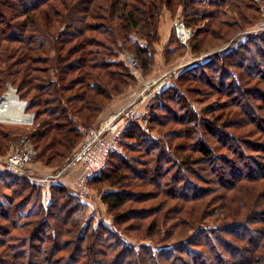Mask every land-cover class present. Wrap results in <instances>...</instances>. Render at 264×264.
<instances>
[{"label":"trees","instance_id":"trees-1","mask_svg":"<svg viewBox=\"0 0 264 264\" xmlns=\"http://www.w3.org/2000/svg\"><path fill=\"white\" fill-rule=\"evenodd\" d=\"M227 7L240 19L231 20L240 27L228 37L230 48L181 72V85L161 87L152 98V131L135 122L123 133L138 154L113 152L92 178L118 187L103 198L115 225L154 243L136 247L105 223L84 225L85 206L66 186L51 185L48 199L43 185L0 172V264H264V142L253 139L264 134V30L246 31L262 18L257 0H0V101L11 84L29 102L27 112L35 111L30 137L39 158L69 159L82 125L137 81L124 52L146 72L153 67L165 10L190 26L208 19L188 49L175 27L168 42V52L199 55L207 38L226 37ZM211 94L223 99L196 112L193 102ZM172 121L180 127L169 142L152 136ZM254 121L258 129L246 130ZM5 125L1 153L15 137ZM146 199L157 201L125 207ZM130 219L145 220L124 228Z\"/></svg>","mask_w":264,"mask_h":264},{"label":"rangeland","instance_id":"rangeland-1","mask_svg":"<svg viewBox=\"0 0 264 264\" xmlns=\"http://www.w3.org/2000/svg\"><path fill=\"white\" fill-rule=\"evenodd\" d=\"M257 1L260 5V8H261L260 11L262 14V18H261V20H259L257 22V24H255L251 27H246L247 28L246 31L249 30V31L254 32V31H258V30H264V29L260 28L261 22H264V0H257ZM229 9L230 8H228V7L225 9L226 13L228 15H225L223 18L225 20H230L229 22L226 23L225 26H223L225 28V31H226L225 32L226 37L223 38L222 35L210 36L209 37L210 39L207 38V41H206V47H205L206 49L201 51L199 53V55H195L190 49L187 50L188 49L187 46L190 44L193 36L195 34L199 33L200 29L204 28L205 24L208 23V19L201 21V23H199L200 25L195 27V26L187 25L182 18H174L173 19L174 20L173 21V23H174L173 28L174 27L176 28L178 39L181 41L183 46H185L187 49L183 50V48H178L177 53H175V52L173 53L170 51L168 52L167 51V47L169 45L168 42H169L170 37L172 35L173 29L168 30L170 25H171L170 23H171L172 18H166V17L169 14L172 15V12L169 10H165L164 15L161 18L160 25H159L161 36L159 38V41L155 43L156 44V53L154 56L155 61L153 62L154 63L153 67L150 68V70H148V72H146V70H144V68H142V66H140L141 63H139V61L137 60V58H135L133 53H131L129 50H126L124 52L126 62H127V53H130L138 62L137 67L131 66L133 68V71L135 72V74L137 76V81L133 85L126 86L124 91L121 94L116 95L111 101H109V103L106 105V107L102 109L101 113L98 116V119H96V121L93 124L82 125V127H81V130L83 131L82 138L79 141V143L77 144V146L75 147V150L73 151V153L69 159H67L65 157L64 158L61 157L58 159L51 160L49 163H47L42 158H39L37 146H36L35 142L32 140V137H30V136H33L32 133L37 129V128H34L35 126L31 127V125H29L26 122L21 123L19 121H3L0 123H6L7 125H5L4 128H6L7 130H10V131H13L15 137L13 138L12 144H11L10 148L8 149V151H6L5 153L0 152V163H2L4 161L5 156L8 155L13 144L19 138L25 137V136L29 137L32 140V143L34 144V147L36 150V153H35L33 160H32V165H31L30 171H31L32 176L35 178H38V180L35 179L36 181L33 180V182L40 185L39 180H41L42 178L50 177L49 180L50 181L52 180V182H50V181L45 182L43 184V187H41L42 194H43L44 198H45V196H47L48 199L51 198V185L59 184V185L66 186V187L70 188V190L73 192V194H75L76 196L79 197V200H81L80 202H82L83 205L85 206V208L81 211V215H83L81 217V219H83L84 225L89 222L92 224L93 227H97V226H99V224L105 223L108 226H110L112 228V230L117 229L120 231V233L122 232L124 237L129 242V244H131L133 246L140 247L141 245L143 246V245L153 244L154 242L150 238L145 237L144 235H140V234H142V231H136L134 233H128V232L123 231L122 229H120L119 227H117L115 225L116 224L115 215L109 209V206L104 202V199H103L104 195L106 193L116 191L118 189V187H116L115 185H112L111 183L106 181V180H110V179H101V178L100 179H98V178L92 179V182L89 183V187L91 188L90 194L87 196H81L74 189L73 181L70 180V178L68 179V175H67L68 172H64L62 177H55V176H59V173L61 174L63 169L68 165V163L70 162L69 160L72 159L74 152L77 150V148L81 144L85 131L92 126L100 125L111 114L118 112L121 109L129 108V107H131L132 104L139 102L142 98V95L145 92L144 87H145V84L148 80H151V79L152 80L153 79L160 80L161 78H167L166 79L167 82H165L162 85V87L165 86L166 84L168 86L179 85L180 82H178V77L181 74V72H184V70H186L187 68L196 64V62H198L200 60H206L207 56H209L213 52L223 51V50H226L227 47L231 46L230 45L231 42H229L228 37H231L233 33L239 31L238 28L240 27L239 25L236 27L234 24L235 22H233L231 20L236 19V21H238L240 19L237 16H234V18H233V15L229 11ZM178 13H183L182 9H180ZM172 17H173V15H172ZM241 24L245 25V22L242 20ZM190 30H191V32H190ZM222 32H224V31L222 30ZM190 33H191V35H190ZM244 39H245V37L241 38L242 41ZM122 43L123 42L121 41V44ZM172 44H174V43H172ZM190 54H191V56H190ZM188 60L190 62L192 61L189 65H188V63H186ZM235 74H237V76ZM232 75L235 78V80L237 81V83H240V77H239V74L236 70H232ZM8 85H10V84H8ZM8 85L6 86V88L8 87ZM195 85H197V84L194 83V86ZM6 88H5V90H6ZM136 88L137 89L139 88L137 91L138 92L137 98L130 105H127L125 107L118 109L115 112H112L114 110V108H113L114 103H116L119 99L122 100V98L124 96H126L129 93V91L136 89ZM205 97H207V98L200 99V100H195L196 98L194 97L193 100H195V101L193 102L192 107L196 112L202 113V109H204L206 106H208L212 102L221 101L223 99L222 96L217 95V94H215V95L211 94V95H208ZM152 103H153V100H152V98H150L149 100L144 102V104L140 107L141 108L140 109L141 114L144 113V115H145L146 110H147V114H148L147 116H150V118H151L150 121H148L145 124V127L143 128L146 132H149V130L152 131V126L155 124V123L153 124V122H152V114H153V111H152L153 109L151 107ZM29 113H35V111H29ZM258 123L259 122H257V121L250 123L249 126L246 127V130L251 129V127L258 129V125H260ZM179 127H180V125L178 124V122L172 121V123L168 124L167 126H163V127L157 126L156 128H154V132H153L152 136H154L156 139L162 137L163 140H165L166 142H169V137L167 135L169 134V132L171 130L176 131L179 129ZM257 133L259 135H263V137L261 138L258 135H253V136H256V137H253V139H255V141L258 140V141L264 142V134H262L260 132H257ZM177 140L182 142L184 139L178 138L175 140V142ZM135 142H136L135 139L127 138V137L124 138L122 140L123 145L121 143V146H120L121 151L119 154L125 156L128 159H129V157L138 154L137 152H134L133 150H131V148L129 146V145L135 144ZM241 160L243 162L246 161L245 158H242ZM115 161H116V163H115ZM111 162L114 165H116L118 163L117 155L113 157ZM219 164H222V166H220L221 168H224L225 166H227V163L222 162V161H219ZM112 167H114V166H112ZM75 173L76 172H73V174H75ZM205 176L210 177L209 175H206V174H205ZM73 180H74V178H73ZM197 182L204 184L205 186H208L207 182L209 183L210 181H205V182L197 181ZM213 186H215V184H213ZM143 192H149L147 194H156L157 189H156V187H146L143 189ZM150 196H153V195H150ZM0 200H1V198H0ZM156 201H157V199H155V200L146 199L143 202H130L129 201V202H127L125 207L126 208H128V206L129 207H142V206H147L148 204L151 205ZM32 206H33V202L29 203L28 208L26 209V212H28V210ZM125 207H124V209H125ZM84 214H85V217H84ZM149 219H151V216H149ZM137 220L138 219H130L127 223H125L126 225H123V227L124 228L128 227L129 223L134 224L132 226L137 227L139 225V223L142 222L141 220H145V219H141L139 221H137ZM171 224H172V221L168 223V226H170ZM165 227H167L166 224H165ZM131 228H135V227H131ZM23 232L24 231H17L18 234H23Z\"/></svg>","mask_w":264,"mask_h":264},{"label":"built area","instance_id":"built-area-1","mask_svg":"<svg viewBox=\"0 0 264 264\" xmlns=\"http://www.w3.org/2000/svg\"><path fill=\"white\" fill-rule=\"evenodd\" d=\"M260 28L264 29V22H261ZM127 62L132 67L138 66L137 60L130 53H127ZM235 75L237 76V74ZM166 79L148 80L144 87L145 92L139 102L132 104L129 108H124L111 114L100 125L88 128L68 165L61 174L59 173V176L55 177H62L64 172H68L67 175L71 172H76L74 180H72L74 189L81 196L89 195L91 192L89 187L90 180L106 167L110 155L121 149V140L125 129L135 122H138L144 128L145 124L150 121L151 118L147 116V110L145 115L144 113L141 114L140 107L144 102L154 97L162 85L167 82ZM29 114H31V120L26 123L32 125L35 113ZM0 122L3 121L0 120ZM35 153L34 144L29 137L19 138L13 144L8 155L5 156L2 162V171L16 176L28 177L34 181L38 180V178L32 176L30 171ZM77 165L80 166L78 171L76 170ZM49 179L50 177L42 178L39 180V184L43 185L45 182L50 181Z\"/></svg>","mask_w":264,"mask_h":264},{"label":"bare ground","instance_id":"bare-ground-1","mask_svg":"<svg viewBox=\"0 0 264 264\" xmlns=\"http://www.w3.org/2000/svg\"><path fill=\"white\" fill-rule=\"evenodd\" d=\"M27 105V102L19 98L16 89L8 85L0 101V120L29 122L31 114L26 110Z\"/></svg>","mask_w":264,"mask_h":264},{"label":"crops","instance_id":"crops-1","mask_svg":"<svg viewBox=\"0 0 264 264\" xmlns=\"http://www.w3.org/2000/svg\"><path fill=\"white\" fill-rule=\"evenodd\" d=\"M166 18H172L171 23H170L171 25H170V27L168 29V30H172L173 24H174L173 23V21H174L173 19L174 18L172 17L171 14H169ZM190 56H191V54H190ZM191 62L188 60L186 63H188V65H189ZM138 89L136 88V89H133V90L129 91V93L126 96H124L122 98V100L119 99L116 103H114V105H113L114 110L112 112H115V111H117L118 109H120L122 107H125L127 105H130L137 98V95H138V92L137 91H138ZM2 165L3 164L0 163V172H3L2 171ZM79 168H80V166L77 165L76 170L78 171ZM74 177H75V174H73L72 172L68 174V179L70 178V180H73Z\"/></svg>","mask_w":264,"mask_h":264},{"label":"water","instance_id":"water-1","mask_svg":"<svg viewBox=\"0 0 264 264\" xmlns=\"http://www.w3.org/2000/svg\"><path fill=\"white\" fill-rule=\"evenodd\" d=\"M17 90V89H16Z\"/></svg>","mask_w":264,"mask_h":264}]
</instances>
